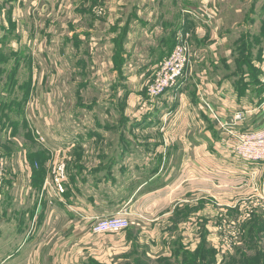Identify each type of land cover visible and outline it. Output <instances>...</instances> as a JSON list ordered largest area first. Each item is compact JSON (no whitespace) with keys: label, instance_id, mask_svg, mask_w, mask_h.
Instances as JSON below:
<instances>
[{"label":"rangeland","instance_id":"obj_1","mask_svg":"<svg viewBox=\"0 0 264 264\" xmlns=\"http://www.w3.org/2000/svg\"><path fill=\"white\" fill-rule=\"evenodd\" d=\"M134 1L136 0L132 3ZM178 1L180 7L190 9V13L202 5L200 0H189L188 6H184L181 0ZM246 1L249 0H215L206 4L203 15L196 12L198 19L208 21L220 35L231 38L227 40L234 39L233 47L229 50L219 46L213 49L215 51L209 52L206 48L194 46L192 37L188 34L191 56L186 78L155 101L148 96L146 85L148 74L157 67L149 70L146 76L141 71L147 63V57L151 56L150 51L140 46H134L128 51L129 61L125 64L124 82L127 79L130 81L129 85L135 94H138V87L142 85V103L152 106V110L139 115L138 119L141 120L138 123L125 117V121L122 119L124 122L119 124V130L116 131L104 129L100 124L103 121L100 111L95 116L89 114V117H85L83 111L86 106L104 104L108 105L111 112L110 104L117 100L116 97L113 100L110 97L111 87L122 80L112 69L111 51L104 49L108 29L104 26L106 20L102 19L109 17L106 13L108 1L22 0V4L15 7L17 18L13 26L16 29L8 35V39L9 43L12 41L16 45L9 47L14 48L13 51L5 49L7 53L1 50L0 54V159L5 164L0 199V264L5 261L6 252L20 254L26 247L31 252L38 246L41 250H55L73 258L75 252L71 251L76 244L88 249L82 255V264L212 263L207 250L213 249L207 248L208 243L188 242L190 238L185 234L186 229L181 227V221L192 209L183 207L181 211L172 214L173 217H163L162 215L169 213V208L162 210L155 207L153 200L159 196L146 194V189L152 190V182L138 192V188L147 179H132L131 176L144 167L146 169L142 174L146 177L154 170L152 168L157 167L156 162L152 163L150 153L160 155L166 149L167 154L179 157L180 146L164 147L165 132L161 130V126L172 120L178 122L174 128L180 127L181 123L189 124L192 128L190 137H199L202 132L208 131L210 138L216 139L213 123L220 137L230 140V135L220 130L209 113L207 105L222 118L207 101L202 90L199 97L198 84L193 85L197 74H201L203 81L212 80L217 75L221 78L234 77L230 80L235 79L238 95L248 99L251 93L252 100L258 102L257 109L260 112L257 115L264 117V67H255L252 64V59L255 58L253 55L258 53L254 50L259 47H252L254 44L245 41L252 18L251 5ZM263 2L264 0H259L256 5L259 16L255 17L256 23L252 32L257 31L260 23L264 22ZM2 3L0 0V8L3 9V12L0 10V28L6 20L5 3ZM142 7L152 11V3ZM175 9L176 7H169L174 23L177 13ZM90 30L93 33L88 39L89 36L84 35H90ZM101 31L106 35L103 41ZM79 38L82 39L80 44H69V41L75 42ZM91 42H97V46L91 49ZM82 43L81 50H76ZM176 44L177 41L174 48ZM77 54L81 56L80 60H77ZM86 80L89 85L87 90L84 88ZM185 85L188 94L193 96L192 105L200 109L203 105L211 120V124L208 123L204 113L199 112V117L206 123L204 131L198 128L195 113L186 111L181 116L174 112L181 101L175 92ZM25 99L28 103L21 109ZM172 113L176 116L174 119ZM248 113L250 112L239 111L231 119H222L231 121L239 116L236 127L239 134L248 137L263 134L264 126L256 128L255 121L248 125ZM174 134L169 137H174ZM118 138L128 142L125 146L126 153L135 150L142 158L140 162L124 165L125 175L118 180L120 184L118 182L112 185L111 179L100 174L107 165L112 164H107L100 156H86L85 152L79 151L82 147L70 145L74 140H99L100 143V139L116 141ZM96 148L100 149L99 146ZM175 159L172 175L174 187L180 179V164L175 163ZM261 164L264 167V161ZM23 170L29 178L28 194H22L23 189L9 194L14 178L24 175ZM130 170L133 171L129 172ZM259 184L263 193L260 203L257 204L258 197L252 199L256 200L253 203L250 199L243 200L234 206L240 209L238 214L232 215L226 211L225 216H231L234 221L227 217L218 226L220 238L219 244L214 243L217 247L215 250L220 254L227 252L225 260L235 257L228 264H257L258 253L264 254V225H260L261 216L264 217V173L259 177ZM47 190L50 191L49 194ZM21 198L30 203L22 207ZM42 198L44 210L41 215L40 212L37 214L34 207ZM12 204H16V207H11ZM25 208L29 210L27 222L23 224V229L27 228L26 242L6 241L5 237L11 226L20 223V210ZM179 209L180 207H176L175 210ZM120 214L129 219L127 229L102 234L92 233V227L97 221ZM244 218L247 221H243L240 227ZM192 228L190 226V230ZM197 234L195 231V235ZM86 236H91L89 243H77ZM33 238L35 242L31 243ZM95 244H103L104 250L93 248ZM204 244L207 250L203 256L207 261L197 258L195 262L190 256ZM16 261L17 258L9 260L7 264H14Z\"/></svg>","mask_w":264,"mask_h":264},{"label":"crops","instance_id":"obj_2","mask_svg":"<svg viewBox=\"0 0 264 264\" xmlns=\"http://www.w3.org/2000/svg\"><path fill=\"white\" fill-rule=\"evenodd\" d=\"M1 1L5 3L4 9L6 11V20H4V25L0 28V54L2 52L1 50L5 51V53H7V50L5 49H8V51L14 50V48L11 49L9 47L15 46L16 43L12 41L9 43L8 38H10V36L8 35L13 33L16 29L13 26L15 25L14 23H16L17 18L15 17L16 13L14 12L15 7L22 4V0ZM107 1L109 6H107L108 9L106 13L107 15L109 14V17H107V19H102V21L106 20L104 26L108 29V35L106 38L107 42L104 43L106 45L104 49H109L111 51L110 60L112 69L116 71L118 77L122 78V80L116 82V84L111 87L112 92L110 97L112 100L115 99L114 97L117 99L110 104L111 112H109L110 108L108 105L104 104L99 106H96L95 104L89 105L83 110L85 117H89V114L95 116L96 114H99L98 111H100L103 118V121L100 124L103 125L105 130H119V124L125 121V117L133 123H138L137 121L141 120L138 119L139 115L146 112L150 113V110H152V106H147L142 103V94L140 92L142 90V85L140 88L138 87L140 90L138 94H135L129 85L130 81L127 79L126 82H124L125 64L127 65L129 61L128 51L134 46H140L141 48L146 47L145 49L150 51L151 56L147 57V63L141 70L146 76L150 72L149 70L154 67L158 68L161 61L170 55L179 35H191L194 46L196 45V47H199L200 49L206 48L209 52L215 51L213 49H216L219 46L231 50L235 42L234 39L227 40L231 38L220 35L217 29L215 30L213 24L198 19L196 16V12L203 15L205 13L204 7H206V4L209 2L212 3V1L214 2L215 0H200L202 2L201 7L192 10L191 13L190 9H183L182 6L180 7V2L178 0H136L133 3V0H106V3ZM181 2L182 4L184 2V6L189 5V0H181ZM246 2L251 5L250 13L252 18L249 33L246 32L248 36L245 37V41L254 44L252 47H259L257 50H254L255 52H258L257 54L252 52L255 57L252 59V64L255 67H264V22L260 23V27L257 31H251L254 29L253 26L256 23V15L259 16L256 9L259 0H249ZM151 3L152 11L150 12L149 9H144L142 7ZM169 5L171 7H176L175 10H177V13L175 23L173 22L172 13L169 12ZM0 10L3 12L2 8H0ZM145 12L149 13L144 14ZM77 33L78 32H76V34ZM92 33L93 32H91L90 35L88 33V35H84V37L89 36L88 39H90ZM78 35L79 34H77V37ZM100 35L103 36L101 37V40L103 41L106 35L102 31ZM1 40L8 45H4ZM70 42L71 41H69V44L78 45L82 42V39L79 38L76 39L75 42ZM83 43L80 48L78 47L76 50L80 51L83 47ZM93 46H97V42L94 44L91 42V49ZM235 50L236 46H234V51ZM80 57L81 56L77 54V60H80ZM155 71L148 74L147 78ZM196 77V82L193 85L196 86L198 84L199 97L203 91L207 101L219 112L222 118L231 119L236 112L247 111L250 112L248 113V125L252 123V121H255L256 128L264 126L263 115H257L260 112L257 109L258 102L255 103L252 100L251 93L248 99H246L245 96L241 97L238 95L236 91L238 87L235 83V79L230 80L232 77L221 78L217 75L212 80L203 81L201 74H197ZM15 78L16 77H14V79ZM88 86L86 80L84 88L87 90ZM186 88L187 86L185 85L184 87H181L179 91L175 92V95L179 96L181 101L180 105L176 107L174 112L181 116L185 114L186 111L195 113L197 115L196 121L198 128H201L202 130L206 123L199 117V112L201 111L204 113L208 123L211 124V120L203 105H201L202 110L197 108L196 105H192L191 98L193 96L188 94ZM41 97L43 99V96ZM26 103H28V101L25 99L24 105H21L20 108L24 109ZM172 115L174 116V113H172ZM175 117L176 116H174L173 119ZM122 119L124 121H122ZM105 120L107 122H105ZM164 124L165 126H161V130L165 132L164 147L180 146V158L173 154H167L166 149L164 154L158 155L150 153V156H152L150 159H152V163L156 162L158 164L157 167L152 168L154 170H152L151 174L146 177L142 174V171L146 168L142 167V169L137 170V174L132 175L131 178L141 179L144 177L147 179V181L138 188V192L148 187L152 182V190L146 189L148 190L146 194L147 196L152 195V197L159 196L158 199L153 200V203L155 201V207H159L162 210L169 208V213L162 215L163 217L175 214L176 211H181V208L183 207L192 209V212L181 221V227L186 229L185 234L190 238L188 242L195 244L201 242L208 243L206 244L207 248L213 249V256L212 254L210 256L212 259L211 264L232 263L235 258L234 256H231L229 260H225L227 252H221L222 254H220L215 250L216 246L214 243L218 242L217 244H219L220 238V230L218 231V226L222 220L225 222V218L228 217L231 219V216H225L227 214L226 211L232 215L239 213L240 209L234 208V206L240 204L243 200L250 199L253 203L256 202V200L252 199L258 197L257 204L260 203V199L263 198V193L260 190L259 177L264 173V167L261 163L246 162L237 158L230 149V142L226 140V137H220V133L213 123L212 125L215 130L214 135L217 137L216 139H211L210 134L207 133L208 131L202 132L199 137H190L191 126L189 124L181 123L179 125L180 127L174 128L178 125L177 120H172L171 122ZM172 133H175L176 135L174 134V137H169ZM100 140V143H98L99 140H74L70 145L73 147H82L83 149H80L79 151L85 152L86 156H100L107 164H112L107 165L100 174L104 178L111 179L112 181H110V184H117L119 182L118 180L125 175L124 165L126 163L140 162V159L142 158L135 150H132L131 153H126L125 146L128 145V142L124 141L122 138H118L116 141ZM150 145H152V143H150ZM97 146H99L100 149H97ZM174 159L175 163L180 164V166L178 164L180 179H178L179 183L175 187V182L172 177L174 173ZM145 161V163H148L147 160ZM96 162L98 161L96 160ZM23 171L25 172L24 175L20 174L14 178L11 188H9L10 190L12 189V191H9V194L13 191H22V189L24 190L22 194H28L29 178L27 172L25 170ZM132 171L133 170H130L129 172ZM120 183L121 182H119V184ZM47 192L48 194L50 193L49 190H47ZM21 199L22 207L26 206L27 203H30V201L25 202L24 198ZM43 200V198L38 200L34 207L37 214L40 212L42 215L44 210V205L42 206ZM14 206L16 207V204L11 205V207ZM176 207H180V209L175 210ZM28 213L29 210L27 208L20 210V223L11 226L12 228L10 232L5 237L6 241L12 243L26 242L27 233L25 232H27V228L23 229V224L27 222ZM178 215H180V213H178ZM261 220L260 225H264L263 216H261ZM243 221L246 222L247 219L244 218L240 222V227L242 226ZM190 226H193L191 230ZM195 231L198 232L197 235H195ZM83 239L84 240L77 243L85 242L87 244L90 242L91 236H86ZM34 242L35 239L33 238L31 243ZM209 244L214 246V248ZM104 247L103 244L93 245V248L100 250H104ZM233 249L235 250L236 247L234 246ZM86 251H88L86 247H81L76 244L71 251L75 252V255H73V258H70L64 253H59L55 250H41L40 246L35 247L31 252L28 250V247H26L20 252V254L6 252L4 256L5 261L2 264H7L9 260L12 261V259L16 258L17 261L14 264H82V255ZM230 252H233V250ZM203 260L206 262L207 258ZM257 260H259L257 264H264V254L258 253Z\"/></svg>","mask_w":264,"mask_h":264},{"label":"built area","instance_id":"obj_3","mask_svg":"<svg viewBox=\"0 0 264 264\" xmlns=\"http://www.w3.org/2000/svg\"><path fill=\"white\" fill-rule=\"evenodd\" d=\"M190 56L191 51L188 36L179 35L177 37V44L170 56L159 65L157 70L147 81V94L153 101L165 95L169 90L174 89L181 80L186 78ZM207 108L209 113L216 120L220 130L230 135V149L237 158L254 163H261L264 161V133L253 137L239 134L238 131H236L239 116H236L234 120L228 121L220 118L210 105H207ZM4 167V161L0 159V199L2 197L1 190L4 181ZM128 227V218L120 214L97 221L92 227V233L102 234L107 232H119Z\"/></svg>","mask_w":264,"mask_h":264},{"label":"trees","instance_id":"obj_4","mask_svg":"<svg viewBox=\"0 0 264 264\" xmlns=\"http://www.w3.org/2000/svg\"><path fill=\"white\" fill-rule=\"evenodd\" d=\"M207 249H206V246H205V244L204 245H202L201 247H200V249L198 250V251H196L195 252V254H191V258H193V260H196L195 262H197V258H200L201 260H203V259H206L204 256H203V253L206 251ZM208 251V253H209V255L211 256V254H212V256H213V252L212 251H209V250H207ZM212 252V253H211ZM191 264H194V263H192L191 262ZM196 264V263H195Z\"/></svg>","mask_w":264,"mask_h":264},{"label":"bare ground","instance_id":"obj_5","mask_svg":"<svg viewBox=\"0 0 264 264\" xmlns=\"http://www.w3.org/2000/svg\"><path fill=\"white\" fill-rule=\"evenodd\" d=\"M129 220V219H128Z\"/></svg>","mask_w":264,"mask_h":264}]
</instances>
